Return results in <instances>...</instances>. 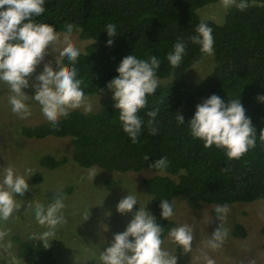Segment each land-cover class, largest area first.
I'll return each instance as SVG.
<instances>
[{
    "label": "trees",
    "instance_id": "1",
    "mask_svg": "<svg viewBox=\"0 0 264 264\" xmlns=\"http://www.w3.org/2000/svg\"><path fill=\"white\" fill-rule=\"evenodd\" d=\"M217 2L222 0H46V12L36 18L55 25L60 34L64 33L65 24H71L72 34L89 42L79 51L76 65L78 78L84 81L85 97L107 90V83L118 75L116 67L120 60L133 53L142 59L157 56L161 60L157 78H173L158 84L155 95L148 97L147 109L139 113L145 123L135 144L121 128L112 96L102 99L95 111L69 110V115L59 118L55 126L44 121L17 127L18 133L29 140H69L70 159L85 169L153 172L154 176L142 180V186L151 197L152 214L163 226L162 241L176 223L171 217H160L161 199L173 204L174 213L176 199L180 197L193 210L204 205L229 206L264 200V141L259 138L264 130V102L257 99L264 95V0H245L247 7L243 11L234 4L222 24L201 19L198 11ZM202 21L212 28L214 67L203 80L189 84L188 70L205 57L199 46L189 40ZM108 23L117 26V36L112 37L114 43L110 47L106 45ZM180 38L187 42L186 55L178 67L172 68L166 56ZM61 66L68 64L62 60ZM212 94L226 103L240 99L256 129L255 147L239 159H229L222 148H205L200 139L191 136L187 124H177V113L187 123L196 105ZM156 107L159 113L153 126L158 131L153 135L146 111ZM161 156L169 161L166 169L149 166ZM67 161L68 157L58 159L47 154L39 164L55 170ZM42 181L43 173L35 174L33 182ZM57 193L60 192H48L47 198L52 201ZM1 225L2 221L0 228ZM261 234L264 241V226ZM232 235L246 238L247 231L236 224ZM14 240L17 256L25 264H60L51 246L46 248L39 240L19 236Z\"/></svg>",
    "mask_w": 264,
    "mask_h": 264
},
{
    "label": "clouds",
    "instance_id": "2",
    "mask_svg": "<svg viewBox=\"0 0 264 264\" xmlns=\"http://www.w3.org/2000/svg\"><path fill=\"white\" fill-rule=\"evenodd\" d=\"M234 2L235 0H222L226 9ZM45 4L46 0H0V83L5 84L9 90L8 102L14 113L22 119L30 116V105L26 103L30 97L40 105L46 121L55 126L59 118L69 115V110L80 108L86 97L84 81L78 78L76 67L80 52L70 42L73 26L65 24L63 47L57 55L56 43L60 32L55 25L36 19L46 12ZM235 6L243 11L247 4L245 0H239ZM105 31L109 37L106 45L110 47L114 43L112 37L117 36V26L108 23ZM189 40L199 46L203 55L210 56L214 53L212 28L207 23L200 22ZM186 48L187 42L183 38L174 43L166 56L172 68L181 64ZM50 51L56 57L55 68L51 61L43 63ZM62 60L67 62V67L61 66ZM42 63V71L33 78ZM160 64L161 60L155 55L146 59L138 58L134 53L126 55L116 67L118 75L106 85L112 92V107L119 113L121 128L133 144L139 141L145 123L139 113L147 109L148 97L157 92V70ZM29 87L34 89L31 96L25 92ZM257 99L264 102V95ZM86 110L90 111V106ZM158 113V107L146 111L149 117L147 124L153 135L158 131L153 126ZM176 121L178 125L187 124L191 136L200 139L205 148H222L229 159H239L256 145V129L251 118L246 115L240 99H231L226 103L219 95L212 94L196 105L195 112L187 123L181 113H177ZM259 138L264 141V130H261ZM145 159L149 157L145 156ZM168 165L167 157L161 156L149 166L164 170ZM89 174L92 175L91 171ZM28 190V179L14 167L7 166L0 170V221H7L20 209L17 196H23ZM137 205V197L130 192L118 201L117 212L121 215L130 214L132 218L125 230L114 233L108 246L101 251V264H177V256L161 247L163 226L147 210V206ZM65 207L64 197L60 193L47 205H33L35 220L45 228L36 238L46 248L54 240L58 226L65 222ZM159 207L162 219L168 220L174 215L173 204L168 199H161ZM215 212L217 218L222 219L227 212V205L217 206ZM106 215L110 216L111 213L107 212ZM88 218L89 216L85 221ZM168 235L185 253L191 250L193 236L188 225L174 226ZM227 236L228 230L219 224L207 244L210 248L217 249ZM205 261L206 264H215L207 256Z\"/></svg>",
    "mask_w": 264,
    "mask_h": 264
},
{
    "label": "rangeland",
    "instance_id": "3",
    "mask_svg": "<svg viewBox=\"0 0 264 264\" xmlns=\"http://www.w3.org/2000/svg\"><path fill=\"white\" fill-rule=\"evenodd\" d=\"M231 7L226 9L222 2H217L199 10L198 14L203 20L222 24ZM63 37L64 33L60 34L56 43L57 55L63 47ZM70 42L79 51H83L89 44L88 41L80 39L78 34H71ZM213 57V54L205 56L188 70L186 77L189 84H197L211 73L214 67ZM55 59V55L50 51L43 63L51 61L55 68ZM43 63L38 66L33 78L42 71ZM171 81L172 77L158 78V84ZM25 92L31 96L34 89L29 87ZM9 94L7 86L0 83V170L7 166L14 167L28 179L29 190L23 196H17L20 209L7 221H2L0 263L25 264L17 256L14 238L19 236L24 240H38L36 237L45 228L35 220L33 205H47L52 202L47 198V193L60 192L66 206L63 209L65 222L58 226L54 240L49 241L55 257L60 264H101V251L108 246L114 233L125 230L132 218L130 214L121 215L117 212L118 201L130 192L137 197V206H147V210L151 212V197L145 192L142 180L155 174L150 171L108 173L99 168L85 169L70 159L72 147L69 140H29L22 137L18 133V126L36 125L46 119L40 105L30 97L26 103L30 105L31 115L22 119L12 111L8 102ZM109 96H112V92L107 89L95 96L86 97L78 109L86 110L90 106V111H95L102 99ZM47 154L58 159L68 157L69 161L55 170L44 169L39 160ZM90 171L92 175L89 174ZM37 173H43V181L40 184L33 182ZM216 207L204 205L198 210H193L185 200L177 198L176 211L171 219L176 226L190 227L193 236L192 247L185 253L168 235L162 241V249L176 255L177 264H206V256L212 258L215 264H264V241L261 234L264 226V200L229 205L222 219L217 218ZM107 212L111 215H106ZM219 224L228 230V236L219 248L212 249L207 241L212 238V233ZM236 224H241L246 229V238H236L232 235Z\"/></svg>",
    "mask_w": 264,
    "mask_h": 264
}]
</instances>
